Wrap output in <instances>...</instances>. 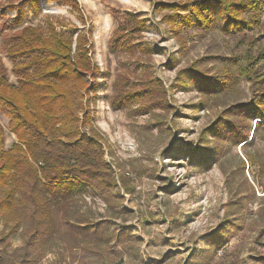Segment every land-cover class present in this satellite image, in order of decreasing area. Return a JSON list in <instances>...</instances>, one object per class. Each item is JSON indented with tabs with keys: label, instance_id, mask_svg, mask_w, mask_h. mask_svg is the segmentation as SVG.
I'll return each mask as SVG.
<instances>
[{
	"label": "rangeland",
	"instance_id": "1",
	"mask_svg": "<svg viewBox=\"0 0 264 264\" xmlns=\"http://www.w3.org/2000/svg\"><path fill=\"white\" fill-rule=\"evenodd\" d=\"M39 1L35 14L24 0H0L3 71L17 81L9 51L25 26L74 37L89 32V56L102 75L89 96L88 131L104 145L120 196L106 202L87 194L70 216L86 214L91 234L78 240L61 228L39 264H264V116L250 115L248 136L230 138L221 152L210 132L232 106L252 98L242 71L264 46V6L259 23L240 31L194 24L175 36L164 21L172 10L157 4L188 0ZM130 13L145 21L142 32L131 31ZM118 34L140 44L114 49ZM196 66L208 75L224 69L233 81L205 96L186 75ZM0 123L10 148L16 136L1 112ZM4 222L0 214V230ZM23 228L10 237L8 251L23 245Z\"/></svg>",
	"mask_w": 264,
	"mask_h": 264
},
{
	"label": "trees",
	"instance_id": "2",
	"mask_svg": "<svg viewBox=\"0 0 264 264\" xmlns=\"http://www.w3.org/2000/svg\"><path fill=\"white\" fill-rule=\"evenodd\" d=\"M24 1L35 14L41 12L39 0ZM19 6L18 25L25 13L23 4ZM263 6L264 0H188L159 2L157 9L172 10L164 21L180 36L194 24L205 28L220 25L227 33L254 26ZM247 13L254 17L244 18ZM129 15L131 31L142 32L145 21ZM14 39L9 56L16 82L8 80L0 63V112L9 117V129L16 136L12 146L5 148L0 123V214L5 221L0 230V264H39L61 228L78 240L91 234L93 224L86 214L77 212L75 220L70 216L87 194L98 193L106 202L120 196L104 145L96 131H88L92 130L89 96L97 92L102 75L89 56V32L81 30L74 37L55 27L29 25ZM139 44L118 34L113 47L134 50ZM242 73L251 83L252 98L245 105L232 106L210 128L222 145L219 152L230 138L241 142L248 136L250 115L264 116V46L247 61ZM186 75L205 96L228 88L234 76L224 69L208 75L198 66ZM252 191L255 193L254 186ZM22 227L23 245L8 251L10 237Z\"/></svg>",
	"mask_w": 264,
	"mask_h": 264
}]
</instances>
